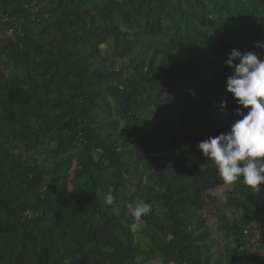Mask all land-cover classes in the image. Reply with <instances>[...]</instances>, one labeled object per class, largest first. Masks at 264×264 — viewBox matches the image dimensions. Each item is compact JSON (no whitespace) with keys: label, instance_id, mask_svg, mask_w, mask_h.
<instances>
[{"label":"trees","instance_id":"1","mask_svg":"<svg viewBox=\"0 0 264 264\" xmlns=\"http://www.w3.org/2000/svg\"><path fill=\"white\" fill-rule=\"evenodd\" d=\"M257 41L264 0H0V264H264V185L197 149Z\"/></svg>","mask_w":264,"mask_h":264},{"label":"clouds","instance_id":"2","mask_svg":"<svg viewBox=\"0 0 264 264\" xmlns=\"http://www.w3.org/2000/svg\"><path fill=\"white\" fill-rule=\"evenodd\" d=\"M255 47L261 52H244L232 49L224 62L231 70L226 80V91L232 94L239 107V117L230 131L200 141L197 149L217 167L220 178L226 184L243 181L250 188L264 185V42ZM227 102H221L226 110ZM247 110L246 112L244 110ZM115 197L108 193L105 202L112 205ZM135 220L151 211V205L137 199L127 205Z\"/></svg>","mask_w":264,"mask_h":264},{"label":"rangeland","instance_id":"3","mask_svg":"<svg viewBox=\"0 0 264 264\" xmlns=\"http://www.w3.org/2000/svg\"><path fill=\"white\" fill-rule=\"evenodd\" d=\"M259 49H257L256 48V51H258ZM228 187H224V189L223 190H226ZM208 222H209V225H211V226H214L215 225V221L213 220V219H211V217H209L208 218ZM139 224V223H138ZM136 225L135 227H134V230H138L139 229V225ZM148 264V263H147Z\"/></svg>","mask_w":264,"mask_h":264}]
</instances>
